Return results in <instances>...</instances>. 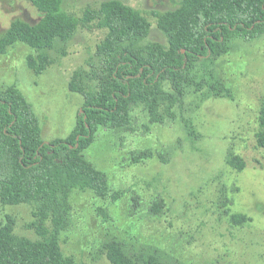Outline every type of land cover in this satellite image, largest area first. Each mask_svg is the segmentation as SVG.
<instances>
[{
	"label": "rangeland",
	"instance_id": "374dc122",
	"mask_svg": "<svg viewBox=\"0 0 264 264\" xmlns=\"http://www.w3.org/2000/svg\"><path fill=\"white\" fill-rule=\"evenodd\" d=\"M104 0H63L62 9L80 16ZM150 22L147 40L166 43L152 12L181 0H121ZM40 13L28 0H0V35L13 19L35 23ZM106 29L80 26L66 44L49 51L52 63L41 74L26 64L34 51L16 42L0 54V85H14L31 103L43 141L72 130L83 98L68 83L88 69ZM198 87L188 89L175 118L150 123L137 107L132 122L100 129L84 154L107 174L106 199L74 190L68 226L60 235L64 255L83 264H111L104 244L117 238L126 249L154 252L163 264H264V148L256 142L264 102V35L235 40L215 61L197 67ZM221 93L214 95L213 92ZM198 134L191 138L183 124ZM145 150L152 156L136 161ZM240 156L245 167L229 166ZM160 202L157 215L151 207ZM31 204L0 206V221L13 220L14 232L35 239ZM231 214L249 218L242 224Z\"/></svg>",
	"mask_w": 264,
	"mask_h": 264
},
{
	"label": "trees",
	"instance_id": "16d2710c",
	"mask_svg": "<svg viewBox=\"0 0 264 264\" xmlns=\"http://www.w3.org/2000/svg\"><path fill=\"white\" fill-rule=\"evenodd\" d=\"M40 13L35 23L13 19L0 35V54L16 42L34 53L27 66L41 74L52 63L49 51L66 44L80 26L106 29L88 69L75 71L68 83L83 102L75 124L64 138L41 137L31 103L14 85H0V206L31 204L30 226L36 238L19 236L13 220L0 221V264H83L64 255L60 235L70 219L74 190L92 191L106 199L111 193L107 174L84 154L100 129H118L132 122L142 107L150 123L175 118L189 88L201 81L197 67L215 61L235 40L252 41L264 35V0H181L174 9L152 12L166 43L147 40V17L121 0H104L86 7L80 16L62 9L63 0H28ZM218 96L221 93L213 92ZM191 138L198 137L183 119ZM256 142L264 148V102L258 115ZM152 156L142 151L135 159ZM240 171L244 160L227 157ZM160 202L151 207L157 215ZM249 220L231 214V221ZM111 264H163L154 252L128 251L112 238L104 244Z\"/></svg>",
	"mask_w": 264,
	"mask_h": 264
}]
</instances>
